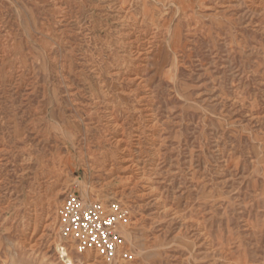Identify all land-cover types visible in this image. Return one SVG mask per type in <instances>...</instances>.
Here are the masks:
<instances>
[{
  "label": "rangeland",
  "instance_id": "1",
  "mask_svg": "<svg viewBox=\"0 0 264 264\" xmlns=\"http://www.w3.org/2000/svg\"><path fill=\"white\" fill-rule=\"evenodd\" d=\"M195 1L134 74L116 3L0 0V264H264V0ZM72 192L126 211L129 259L61 233Z\"/></svg>",
  "mask_w": 264,
  "mask_h": 264
},
{
  "label": "bare ground",
  "instance_id": "2",
  "mask_svg": "<svg viewBox=\"0 0 264 264\" xmlns=\"http://www.w3.org/2000/svg\"><path fill=\"white\" fill-rule=\"evenodd\" d=\"M149 0H105L106 4L109 6H112L113 4H115V10L117 12V16L119 18V20L121 19L123 22H125V26H126V30L122 31L120 39L122 41H125V43L128 44V46L130 47H134L133 45L136 43L137 45L135 46V49L132 50V52L134 53V55H130L131 57H129L130 61H129V67L131 70H127V72L131 71L134 74L136 73V71L138 70V67L136 65H139L140 61H144L143 58H145L146 52L142 51V49H140V46H147L150 45V47H154V41L156 38H158L159 36H162L163 31L165 30H169L168 32L170 33V31L174 30L172 29V25L171 22L174 21V19H177L178 17H180L179 15L182 14L184 15L186 22L188 24V19H193L195 16V10H194V6L196 5V1L195 0H154L156 3L160 4L162 8H158V7H154L152 10H147V5L146 4ZM152 1V0H151ZM150 1V2H151ZM201 2H203V6L205 8H208L209 6L204 5L206 3V1L208 0H200ZM152 3V2H151ZM155 3V4H156ZM104 5V4H103ZM151 5V4H150ZM157 6V5H156ZM152 7V6H151ZM183 17V16H182ZM181 17V18H182ZM116 18V17H115ZM184 19V18H183ZM181 21V20H180ZM143 27H146V29H143ZM193 27V26H192ZM191 27V28H192ZM194 29V28H193ZM166 33V32H165ZM164 36V35H163ZM168 37V36H167ZM166 37V38H167ZM165 38V39H166ZM172 39V38H170ZM30 43V42H29ZM65 43V42H64ZM168 46V45H167ZM124 47V46H123ZM126 47V45H125ZM124 49V48H123ZM121 51V50H120ZM123 51V50H122ZM130 51V50H129ZM144 52V53H143ZM148 53V51H147ZM124 54V53H123ZM130 54V53H129ZM113 56V55H112ZM121 56V55H119ZM125 56V55H124ZM109 57V56H108ZM127 57L125 56V59ZM124 59V60H125ZM128 59V58H127ZM106 60V59H105ZM110 60V59H109ZM119 60V59H118ZM123 61V60H122ZM121 61V62H122ZM116 62V61H115ZM119 62V61H118ZM93 63V62H92ZM127 63V62H126ZM119 64V63H117ZM143 65V64H142ZM112 66V65H111ZM110 66V67H111ZM141 66V64L139 65ZM116 67V66H115ZM93 68V67H92ZM97 68V67H94ZM93 68V69H94ZM100 68V66H99ZM107 68V67H106ZM109 69V67L107 68ZM114 69V68H113ZM103 70V69H102ZM105 70V69H104ZM115 70V69H114ZM117 70V69H116ZM122 70V69H121ZM125 70V69H124ZM140 71V70H139ZM96 72V71H95ZM98 72V71H97ZM109 72V71H108ZM114 73V72H113ZM116 73V72H115ZM96 74V73H95ZM107 74V73H106ZM112 74V73H111ZM110 74V75H111ZM99 75V74H98ZM97 75V76H98ZM118 75V74H117ZM116 75V77H117ZM120 75V73H119ZM108 76V75H107ZM121 76V75H120ZM37 77V76H36ZM102 77V76H101ZM128 81L130 83L134 82V80H136V75L130 77L128 76ZM112 79V78H111ZM121 79V78H120ZM143 79V78H142ZM104 80V79H102ZM126 80V79H125ZM139 80V79H138ZM63 81V80H62ZM101 81V80H100ZM119 81V80H118ZM123 81V79H122ZM121 81V82H122ZM142 81V80H140ZM117 82V81H116ZM120 82V83H121ZM127 82V81H126ZM74 83V82H73ZM105 83V82H104ZM119 83V82H118ZM125 83V82H124ZM137 83V82H136ZM85 84V83H84ZM123 84V83H122ZM126 84V83H125ZM32 85V84H31ZM110 85V84H108ZM77 86V85H76ZM148 86V85H147ZM23 87V86H22ZM106 87V86H105ZM77 88V87H76ZM81 88V87H80ZM86 88V87H85ZM121 88V87H120ZM128 89V88H126ZM75 90V89H74ZM131 90V89H129ZM128 90V91H129ZM150 90V88H149ZM95 91V90H94ZM123 91V90H122ZM76 92V91H75ZM109 92V90H108ZM130 92V91H129ZM132 92V91H131ZM98 93V92H97ZM127 93V92H126ZM125 93V94H126ZM79 94H77L78 96ZM101 96H105V94H102ZM101 96H95V98H101ZM116 96V95H115ZM126 96V95H125ZM143 96V95H142ZM150 96V95H149ZM79 98V97H78ZM90 98V97H89ZM92 98V97H91ZM125 97H123L124 99ZM78 100V99H77ZM89 100V99H88ZM148 100V99H147ZM105 102V101H104ZM140 102V101H139ZM138 102V103H139ZM145 102V101H144ZM93 105L98 103L97 100L92 102ZM106 104V102H105ZM33 106V105H32ZM141 106V105H140ZM101 107V106H100ZM85 109V108H84ZM147 109V107H146ZM142 110L145 111V109L142 108ZM149 110V108H148ZM104 112V110H102ZM107 113L106 116H108V120H107V126L111 127V128H118L122 127V124L118 125V122L116 123V119L113 116L115 109L113 106H108L106 107V111ZM105 113V114H106ZM104 114V113H103ZM145 115V114H144ZM151 115V114H150ZM105 116V117H106ZM147 116V115H146ZM93 117V116H92ZM143 117V115H142ZM118 119V118H117ZM83 120V119H82ZM147 120V119H145ZM156 121V120H155ZM154 122V121H153ZM104 123V122H103ZM123 123V122H122ZM136 123L138 125L134 126V129L136 131H139V133L145 132L144 129L141 130L142 125L136 121ZM150 123V122H148ZM156 123V122H155ZM88 124V123H87ZM152 124V122H151ZM150 124V125H151ZM149 125V126H150ZM41 127V126H40ZM121 129V128H120ZM128 129V128H127ZM148 130V129H147ZM150 131V130H149ZM117 133V132H115ZM138 133V134H139ZM87 134V133H86ZM146 134V132H145ZM88 135V134H87ZM119 133L118 134H113L112 136H110V139H112V142L114 143L115 147L118 148H126L125 147V141L124 139H122V137H119ZM123 135V134H122ZM152 135V134H151ZM17 139V138H16ZM137 139V138H136ZM135 139V140H136ZM143 139V138H142ZM132 140V139H131ZM139 140V139H138ZM86 143V142H85ZM129 143V142H128ZM140 143V142H139ZM145 143V142H144ZM130 144V143H129ZM131 145V144H130ZM129 145V146H130ZM133 145V144H132ZM140 146V144H138ZM138 146V147H139ZM131 148V147H130ZM125 151V149H123ZM130 153V152H129ZM123 162H125V160L127 161V158H123L122 159ZM130 162V161H129ZM137 165V164H136ZM129 165H126V168ZM62 249V248H61ZM63 251V250H62ZM64 252V251H63ZM67 257V256H66ZM66 262L68 264H72V261L70 260V258H66ZM86 262V261H85ZM78 264V263H77ZM82 264V263H81ZM87 264H94V261H89L87 262Z\"/></svg>",
  "mask_w": 264,
  "mask_h": 264
},
{
  "label": "built area",
  "instance_id": "3",
  "mask_svg": "<svg viewBox=\"0 0 264 264\" xmlns=\"http://www.w3.org/2000/svg\"><path fill=\"white\" fill-rule=\"evenodd\" d=\"M126 216V211L116 204H85L73 192L66 196L58 212L61 233L70 238L79 251H94L105 261L131 257L123 236L118 233Z\"/></svg>",
  "mask_w": 264,
  "mask_h": 264
}]
</instances>
